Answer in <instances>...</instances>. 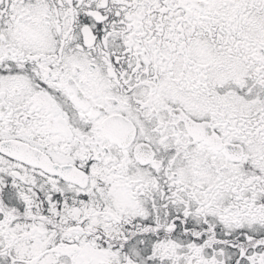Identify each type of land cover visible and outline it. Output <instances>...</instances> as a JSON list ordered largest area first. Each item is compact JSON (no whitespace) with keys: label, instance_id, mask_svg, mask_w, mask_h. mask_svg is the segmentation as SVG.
Listing matches in <instances>:
<instances>
[{"label":"snow or ice","instance_id":"1","mask_svg":"<svg viewBox=\"0 0 264 264\" xmlns=\"http://www.w3.org/2000/svg\"><path fill=\"white\" fill-rule=\"evenodd\" d=\"M0 264H264V0H0Z\"/></svg>","mask_w":264,"mask_h":264}]
</instances>
